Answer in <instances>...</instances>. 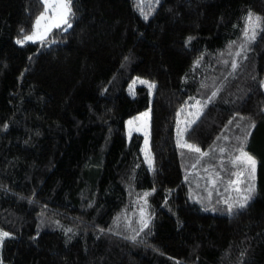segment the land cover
I'll return each mask as SVG.
<instances>
[{"label":"trees","instance_id":"obj_1","mask_svg":"<svg viewBox=\"0 0 264 264\" xmlns=\"http://www.w3.org/2000/svg\"><path fill=\"white\" fill-rule=\"evenodd\" d=\"M71 8V27L20 44L43 0H0V264H264V31L243 35L264 0ZM147 109L148 155L127 137ZM181 143L218 149L213 168L252 189L244 207L210 198Z\"/></svg>","mask_w":264,"mask_h":264},{"label":"rangeland","instance_id":"obj_2","mask_svg":"<svg viewBox=\"0 0 264 264\" xmlns=\"http://www.w3.org/2000/svg\"><path fill=\"white\" fill-rule=\"evenodd\" d=\"M47 15L52 16L51 10L47 12ZM49 23L50 22L48 20L42 21L39 29H35V31L29 35H33L34 33H36L40 36H43V39H45L46 37L49 36L52 29L55 28V27H52L49 31H45V28L47 27ZM68 23L71 24L69 18H68ZM61 26H64L65 28H69L67 24H61ZM43 39H35L33 41H38V40H43ZM141 81H146V80L142 77H137L135 81L131 83L130 87H134L136 84L141 83ZM201 113H202V105L196 104V105H193L191 108H188L186 110V114L181 115L179 128H178V137L181 138V141L184 140V133L188 125L196 121V119L201 115ZM150 126H151V110L150 109H147L140 114L134 115L127 120L128 139H130L134 133L142 134L144 136L143 151L146 155L149 154V150H150ZM245 152L254 158L256 162L255 168H257V159L252 154H250L248 151H245ZM203 153H207V155H203ZM198 154H199V156L197 157L198 160L196 161L195 164H193L195 165V167H193L192 165L191 170L194 172H197V174L201 178L200 181H197V182L207 183L208 195L210 196V198L213 197V199L215 200V199H223L226 196H228L233 200L244 203V198L250 195V192L248 191L250 187H246L245 183L242 181L243 176L238 172L236 173V177L227 179V176L224 173H222L220 169H217V168L214 169L212 164L209 163V160L211 159V157L218 158V155H219L218 149L214 148L213 150L209 149L206 151H200ZM205 169H207L208 171H205ZM247 172H250V171H247ZM238 174H239V183L230 184L229 183L230 181L237 180ZM210 175H211V178L215 180L214 184L211 183L209 180ZM141 203H142V207H144L145 201L141 200Z\"/></svg>","mask_w":264,"mask_h":264},{"label":"snow or ice","instance_id":"obj_3","mask_svg":"<svg viewBox=\"0 0 264 264\" xmlns=\"http://www.w3.org/2000/svg\"><path fill=\"white\" fill-rule=\"evenodd\" d=\"M73 0H43V4H44V8L45 11L42 12L35 21V28L39 29V27L41 26V22L48 20L50 23L47 25V27L45 28V31H49L52 27H60L61 24H67L68 27H71V24L68 23V18L72 15H74V13L72 12V5ZM51 10L52 12V16H48L47 12ZM145 18H147V14H145ZM23 31V30H22ZM257 31H264V18L261 17H253V15L250 13L249 16L247 17V27L243 33L244 37H245V41L250 42L252 40H255L256 38V34ZM35 39H43V36H40L36 33H34L33 35H25L24 38L22 40H17V43L23 44L27 41H33ZM244 44H242L240 46V51L235 53L236 56H240L241 53L244 52ZM199 63V61H197V64ZM238 67V65L233 62L232 64V69L235 70ZM141 83H147L146 81H141ZM150 87H154V85H149ZM217 91H214L212 93V95L209 97V102L217 95ZM199 104V102L197 101V105ZM131 123V122H130ZM254 127V125H253ZM180 147L182 148H188L191 151H195L197 153H199L201 150L198 147H194L191 144H187V143H181ZM221 151H223V149H221ZM203 155H207V153H203ZM233 164H245L247 166H249L251 168L252 171L255 170V160L253 157H251L249 154H247L246 152L243 151V149H240V154L232 161ZM193 167H195V165H193ZM205 171H208L207 169H205ZM209 180L211 183H215V180H213L211 178V175L209 176ZM230 184L232 183H239V174H238V178L236 181H230ZM239 190V189H237ZM249 192L252 191L251 188L248 189ZM250 199V196L245 197L244 198V203L240 204V207H244V204L247 202V200ZM145 227H147V224L145 223L144 225ZM9 234L8 233H2L0 234V236L3 237H7Z\"/></svg>","mask_w":264,"mask_h":264}]
</instances>
